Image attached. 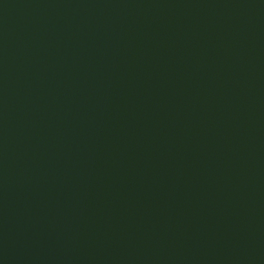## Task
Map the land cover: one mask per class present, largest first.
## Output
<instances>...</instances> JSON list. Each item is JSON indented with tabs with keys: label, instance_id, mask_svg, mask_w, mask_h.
Wrapping results in <instances>:
<instances>
[{
	"label": "water",
	"instance_id": "water-1",
	"mask_svg": "<svg viewBox=\"0 0 264 264\" xmlns=\"http://www.w3.org/2000/svg\"><path fill=\"white\" fill-rule=\"evenodd\" d=\"M0 264H264V0H0Z\"/></svg>",
	"mask_w": 264,
	"mask_h": 264
}]
</instances>
